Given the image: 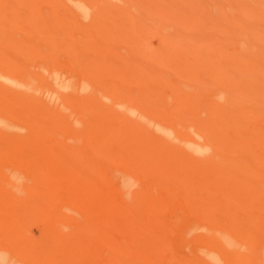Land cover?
I'll use <instances>...</instances> for the list:
<instances>
[{"label":"rangeland","instance_id":"374dc122","mask_svg":"<svg viewBox=\"0 0 264 264\" xmlns=\"http://www.w3.org/2000/svg\"><path fill=\"white\" fill-rule=\"evenodd\" d=\"M190 52L196 56L189 57ZM19 81L41 85L39 96L41 91L66 90L70 105L80 101L84 119L101 115L112 121L117 143L131 132L132 139L176 157L182 151L169 131L176 123L189 126L224 168L191 162L187 171L209 184L213 179L229 182L226 206L213 202L207 207L184 188L164 191L158 195L163 206L150 210L153 223L171 226L170 252L184 253V259L192 258V249L202 264L210 250L226 254V264H252L255 256L264 257V0H0L1 109L21 110L13 122L15 131L40 123L48 136L62 117L50 109L47 98H37L39 107H28L33 110L27 121L22 116L27 101L12 92ZM114 97L118 100L112 102ZM190 138L184 134L181 139ZM34 145L40 148L35 159L6 155L5 146L0 153L8 163L28 169L80 162V180L94 159L85 144H80V155L60 139ZM187 205L193 213L199 205L210 225H234L239 235L232 248L204 249L209 243L203 239L190 248L185 236L201 232L194 214L181 211ZM47 212L16 218L10 211L14 237L34 245L35 253L63 245L56 229L59 216ZM85 226L80 217L81 235ZM90 239L80 237L81 250L87 251ZM8 241L0 236L1 247L9 246Z\"/></svg>","mask_w":264,"mask_h":264},{"label":"bare ground","instance_id":"6f19581e","mask_svg":"<svg viewBox=\"0 0 264 264\" xmlns=\"http://www.w3.org/2000/svg\"><path fill=\"white\" fill-rule=\"evenodd\" d=\"M190 53L189 57L195 54ZM40 86L33 87L19 81L13 89L14 95L27 101L22 103V116L28 121L27 112L33 110L28 107H39L36 99L47 98L50 109L58 113L61 120L53 126L48 136L45 135L46 128L41 127L40 123L17 127L15 131L13 122L21 110H11L9 113L2 111L0 106V146H5L4 154L17 155L18 160H25L26 155L35 159L40 156V148L34 145L35 142L60 139L62 144L67 143V148L75 149L78 155L80 144L87 145L94 159L81 171L85 177L80 180L79 161L75 166L66 163L60 168L28 169L23 164L15 165L11 160L8 163L0 153V236L8 237L10 244L0 246V264H202L195 249L191 251V259L187 257L190 254L186 257L184 255L186 259L182 258L184 253L181 254L182 257L176 256L179 255L177 252L176 255L175 252L172 254L170 251L174 250L170 248L171 234H168L171 226L169 229L165 228L163 221L153 223L154 219L149 213L150 210L163 206L158 198L160 192H181L182 188L194 193L196 199H202V204L207 207L212 206L213 202L226 206L224 200L232 189L229 182L211 178L213 181L209 184L208 181L192 179L187 171L191 169V162H207L213 168H224L208 144L191 134V128H184L186 125L182 123H176L173 130L169 131L174 135V143L182 151L181 154H175L176 157L164 154L145 141L132 139L129 137L131 132L117 143L113 137L111 120L100 115L88 121L80 114V101L73 106L68 103L64 96L66 90L50 94L41 91L39 96ZM182 98L187 101L186 97ZM115 100L118 98H111L112 102ZM122 100L124 104L126 99ZM184 134L191 138L181 139ZM20 142L27 144H16ZM178 155L182 156L177 157ZM183 155H188L191 160L187 161ZM190 200L195 201L194 198ZM194 206V213L193 209L191 211L188 208L190 205L181 210H189L199 222L197 230L201 234L196 237L188 234L185 236L187 241L192 242L190 248L194 241L202 239L209 243L204 249L217 247L225 251L232 248L234 241L238 240L236 235H239L236 227L231 224L228 227L227 223L221 221L210 225L205 212L198 209L199 205ZM12 209L16 218H26L40 211L56 213L59 216L57 234L63 245L35 253L37 250L34 245H27V241L19 239L18 235L14 237L16 233L11 230V225L14 224L10 213ZM2 212H5L6 217ZM183 213L190 214L185 211ZM61 216L65 220L60 221ZM80 217L86 222L82 235ZM88 235L91 242L85 252L81 250L80 237L84 240ZM84 255H88L90 260L85 261L82 258ZM228 259L226 254L221 256L210 250L206 264H226ZM252 264H264V257L255 256Z\"/></svg>","mask_w":264,"mask_h":264}]
</instances>
